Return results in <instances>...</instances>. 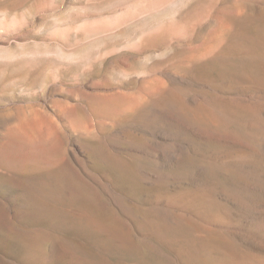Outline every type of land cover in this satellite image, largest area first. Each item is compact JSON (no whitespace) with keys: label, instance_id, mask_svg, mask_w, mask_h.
<instances>
[{"label":"rangeland","instance_id":"1","mask_svg":"<svg viewBox=\"0 0 264 264\" xmlns=\"http://www.w3.org/2000/svg\"><path fill=\"white\" fill-rule=\"evenodd\" d=\"M0 212V264H264V0H0Z\"/></svg>","mask_w":264,"mask_h":264},{"label":"bare ground","instance_id":"2","mask_svg":"<svg viewBox=\"0 0 264 264\" xmlns=\"http://www.w3.org/2000/svg\"><path fill=\"white\" fill-rule=\"evenodd\" d=\"M151 8V7H150ZM120 22V21H119ZM96 25V24H95ZM98 31V30H97ZM33 125V124H32ZM17 128L14 130L13 129V133H17V134H20L21 131L23 130L24 128V124H17ZM31 126V125H30ZM37 126V125H35ZM40 126V125H39ZM35 128V127H34ZM34 130V129H33ZM15 131V132H14ZM32 131V130H31ZM31 133V132H30ZM22 134V133H21ZM6 162V161H5ZM191 197V196H190ZM212 204V203H211ZM39 206V205H38ZM92 208V207H91ZM81 214V213H80ZM84 214V213H83ZM56 215V214H55ZM79 216V215H77ZM81 216V215H80ZM84 216V215H83ZM90 216V215H89ZM86 217H87V214H86ZM6 218V217H5ZM91 218V217H90ZM4 220V214L2 212H0V221H3ZM3 223V222H2ZM2 225V224H1ZM3 226V225H2ZM98 227V226H97ZM100 227V226H99ZM224 253H226L229 257L232 258V261L234 262L233 264H247L245 263V261H241L242 260V256L241 254L238 252V250L234 249V248H231V247H225L224 246ZM75 254V253H74ZM84 259V258H83ZM83 259H80V260H83ZM244 260V259H243ZM231 261V260H230ZM77 262V261H76ZM254 263V262H253ZM251 264V263H250Z\"/></svg>","mask_w":264,"mask_h":264}]
</instances>
